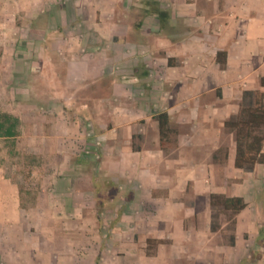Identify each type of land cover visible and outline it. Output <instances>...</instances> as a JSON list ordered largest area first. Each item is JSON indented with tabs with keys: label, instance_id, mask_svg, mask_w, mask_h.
<instances>
[{
	"label": "crops",
	"instance_id": "obj_1",
	"mask_svg": "<svg viewBox=\"0 0 264 264\" xmlns=\"http://www.w3.org/2000/svg\"><path fill=\"white\" fill-rule=\"evenodd\" d=\"M157 9L165 13L163 18ZM41 16L47 18L54 38L44 43V50L62 53L67 80L108 75L109 127L96 136L99 142H91L94 146L103 142L107 150L103 159H108L110 181L118 186L125 183L118 188L121 199L115 205L123 211V220L138 214L133 216L131 233L124 230L128 241L135 242V236L140 242L167 239L178 245L179 258L185 252L195 264H209L214 256L224 264L231 259L244 264L248 251L244 232L257 222V214L246 224L241 220L248 209L244 183L252 184L254 194L264 189V164L252 172L234 167L235 142L224 122L238 113L244 90L264 92V0H0V83L4 69L17 70L21 54L32 51L29 24ZM33 45L35 51L40 47ZM218 51L226 52L223 68L217 61ZM49 64L48 59L43 61ZM158 113H167L177 132L176 142L170 147L166 143L165 151L154 119ZM61 124H51L54 130L61 129L56 150L63 153L61 157L82 159L84 153L76 157L72 153L86 143L84 129L79 124ZM44 128L28 123L21 130L23 142L36 153L46 151L45 140L52 128ZM224 148L226 158L217 153ZM1 159H5V148L0 141V202L4 206L0 227L23 225L28 236L32 231L27 226H35L29 217L32 210H84L89 191L72 182L74 163L65 173L45 174L38 202L25 209L10 180V193L4 192L2 181L8 178ZM106 163H101L105 169ZM235 179L238 182L229 187ZM188 185L192 189L189 201L181 199ZM211 193L242 197L246 202L236 215L233 246L229 241L225 245L213 242L218 228L211 231ZM262 239L256 241L262 244Z\"/></svg>",
	"mask_w": 264,
	"mask_h": 264
},
{
	"label": "rangeland",
	"instance_id": "obj_2",
	"mask_svg": "<svg viewBox=\"0 0 264 264\" xmlns=\"http://www.w3.org/2000/svg\"><path fill=\"white\" fill-rule=\"evenodd\" d=\"M48 26L47 18L42 16L32 20L28 36L32 39L28 43L32 51L21 54L22 65L17 70L10 66L4 69L5 83H0V114L11 115L18 122L15 125L17 134L0 140L5 148V159H1V162L8 178L2 184L5 185L4 192L10 193V180L18 188L21 207L34 208L42 177L45 174L54 176L65 173L67 169H72V162L75 169L72 182L89 191L88 199L83 211L32 210V216H28L32 217L30 220L34 221L35 226H27L32 231L28 236L23 234V225L0 227V263L31 264L32 254V264H195L185 252H181L183 256L179 258L178 245L167 239L159 240L149 249L146 242H140L136 236L135 242L128 241L124 230L131 233L130 225L135 221L133 216L137 217L138 214L123 220V211L117 210L115 205L121 199L118 188L123 189L125 183L118 186L110 181L108 159H103L107 150L103 142L95 146L91 142H99L96 136L109 127L110 84L105 78L108 75L78 82L67 80L62 53L44 50V43L54 39ZM33 43L40 46L36 51ZM47 59L52 65H43ZM12 75L18 77L12 78ZM55 122L61 125L79 124L84 129L86 143L83 148H78L76 154L72 153L73 157L84 153L82 159L61 157L63 153L56 150L61 129L51 127ZM28 123L52 128L45 140L47 154L40 150L36 153L23 142L21 130L24 131ZM225 139L227 141V137ZM104 160L107 161L106 169L101 164ZM217 174V182L220 183L223 178L222 166L218 167ZM238 177L240 174L235 176L236 179ZM236 179L229 181V187L238 182ZM244 184L248 209L241 218L243 224L253 220L254 214H257L256 225L246 228L244 232V245L248 250L244 264H264V240L260 246L256 244L258 238H264V189L259 188V192L254 194L252 184ZM187 188L181 199L189 201L192 189L190 185ZM4 201L9 202V198H4ZM2 208L4 206L0 202ZM212 213L211 220L218 228L213 233V242L225 245L232 234L229 215L219 209H213ZM188 221L184 226H188ZM126 222L129 225L124 228L122 224ZM2 231H5V235ZM229 263L237 264V260L231 259ZM209 264H224V261L214 256Z\"/></svg>",
	"mask_w": 264,
	"mask_h": 264
},
{
	"label": "trees",
	"instance_id": "obj_3",
	"mask_svg": "<svg viewBox=\"0 0 264 264\" xmlns=\"http://www.w3.org/2000/svg\"><path fill=\"white\" fill-rule=\"evenodd\" d=\"M156 14L163 18L165 13L157 9ZM46 16V13L43 14ZM217 61L220 67L226 63V52H217ZM171 59H168V63ZM158 122L160 146L165 151L166 143L176 142V130L172 128L167 113H158L154 116ZM18 120L8 114H0V137L10 138L17 134L15 125ZM225 129L233 134L235 142V158L233 165L236 169L244 172H252L256 165L264 164V92L261 90H244L239 103V111L224 122ZM170 137H172L170 139ZM171 140V141H170ZM223 157H227L228 149H219L217 152ZM216 158V155H214ZM217 160V159H216ZM223 161L226 159H218ZM209 204L213 209H219L222 213L228 214L231 224L232 234L229 236V245L235 243L236 215L246 208V202L242 197L226 196L223 194L211 193ZM213 216V215H212ZM213 220V219H212ZM217 227L211 222V231H216ZM147 249L160 242L154 239H147ZM258 246L261 240L256 242ZM149 255V253H147ZM151 255V254H150ZM246 263V261L244 262Z\"/></svg>",
	"mask_w": 264,
	"mask_h": 264
}]
</instances>
